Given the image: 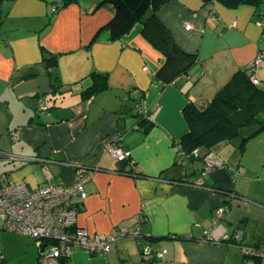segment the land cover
<instances>
[{
    "label": "crops",
    "instance_id": "crops-1",
    "mask_svg": "<svg viewBox=\"0 0 264 264\" xmlns=\"http://www.w3.org/2000/svg\"><path fill=\"white\" fill-rule=\"evenodd\" d=\"M62 1L0 0V185L22 181L36 189L46 176L71 185L91 172L74 226L90 238L122 228L140 233L117 239L105 255L73 247L66 264H140L141 246L166 251L156 264H244L224 241L245 221L243 243L264 246V129L242 150L216 144L230 147L227 159L213 146L207 156L221 166L209 170L207 156L204 164L183 158L178 141L187 132L185 106L205 108L237 72L264 89V67H253L264 57V3L232 10L201 0L161 5L157 15L176 44L199 61L188 76L164 84L154 80L163 58L139 24L118 40L107 41L106 32L92 40L111 17L110 4L74 0L61 8ZM93 72L107 74L108 88L83 99ZM138 96L152 121L146 132L128 117ZM120 128L117 146L131 155L130 175L116 172L107 151ZM0 259L42 264L36 241L1 220Z\"/></svg>",
    "mask_w": 264,
    "mask_h": 264
},
{
    "label": "trees",
    "instance_id": "trees-1",
    "mask_svg": "<svg viewBox=\"0 0 264 264\" xmlns=\"http://www.w3.org/2000/svg\"><path fill=\"white\" fill-rule=\"evenodd\" d=\"M72 1L74 0H63L61 8ZM168 1L170 0H106L112 8V15L98 28L92 40L101 32H106L107 41L118 40L134 25L139 24L144 40L163 58L154 80L171 84L178 78L188 76L199 61L195 54L184 51L176 44L170 30L158 17L157 9ZM201 1L203 4L217 2L230 10L240 6L258 8L264 3V0ZM49 57L48 64H54L55 57ZM89 78V85L81 93L83 99L108 88L107 74L93 72ZM54 90L55 87L52 91ZM133 101L135 107L130 109L128 117L137 119L133 127L146 132L152 126V121L141 111L140 97ZM183 114L187 132L178 141L179 153L185 159L202 160L204 164L205 157L216 144L233 145L242 150L249 138L264 129V89L252 83V75L239 71L205 108L188 104L183 109ZM122 132L123 129L120 128L118 133L122 135ZM201 149L203 155H200ZM116 172L130 175L132 167L116 163ZM181 180L179 178L177 181ZM244 224L245 221H242L237 231L225 239L226 245L239 250L240 247L247 246L243 243ZM237 233H240L239 238L234 236Z\"/></svg>",
    "mask_w": 264,
    "mask_h": 264
},
{
    "label": "built area",
    "instance_id": "built-area-1",
    "mask_svg": "<svg viewBox=\"0 0 264 264\" xmlns=\"http://www.w3.org/2000/svg\"><path fill=\"white\" fill-rule=\"evenodd\" d=\"M186 28L190 30V26ZM260 66L264 67V57L261 55L255 59L253 67ZM41 108L47 111L44 105ZM118 136L121 137L117 132L110 141L107 151L116 163L121 164L130 159L131 155L129 151L117 146L120 140ZM12 139L17 140L13 134ZM128 165L132 166V163ZM205 165L207 170L221 166L213 156H207ZM239 172L234 175H238ZM49 178L46 176L48 183L36 189H30L22 181H8L0 185V220L8 231L28 236L36 241L38 257L42 264H66L73 247L89 254L105 255L110 250V244L117 239L140 236L137 230L129 231L122 228L118 230L116 236L90 238L86 231L74 225L79 202L86 197L84 185L90 180L91 172H80L71 185L54 183ZM223 213L224 209H218L216 215L221 218ZM239 234L236 238H239ZM165 253L164 249L154 251L150 246H141L140 264H156L164 258ZM240 253L244 257V264H264V246H242Z\"/></svg>",
    "mask_w": 264,
    "mask_h": 264
},
{
    "label": "rangeland",
    "instance_id": "rangeland-1",
    "mask_svg": "<svg viewBox=\"0 0 264 264\" xmlns=\"http://www.w3.org/2000/svg\"><path fill=\"white\" fill-rule=\"evenodd\" d=\"M227 148H230V147H227V146H226V147H224V148H221L220 146L215 145V146L213 147V150L216 151V152L219 151L218 153H219V154L222 153V155L225 157V159H227V158H226V149H227Z\"/></svg>",
    "mask_w": 264,
    "mask_h": 264
},
{
    "label": "bare ground",
    "instance_id": "bare-ground-1",
    "mask_svg": "<svg viewBox=\"0 0 264 264\" xmlns=\"http://www.w3.org/2000/svg\"><path fill=\"white\" fill-rule=\"evenodd\" d=\"M187 26H190V30H191V25L188 24ZM187 26H186V27H187ZM45 107H46V106H45ZM46 108H47V107H46ZM134 128H136V127H134ZM120 135H121V134H120ZM118 138L121 139L120 136H118ZM130 163H132L131 157H130V159L121 162V164H124V165H125V164H130ZM131 167H132V166H131Z\"/></svg>",
    "mask_w": 264,
    "mask_h": 264
}]
</instances>
